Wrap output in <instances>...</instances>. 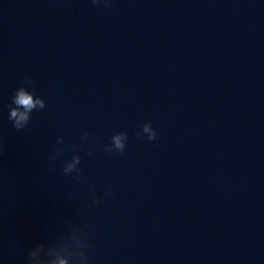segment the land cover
<instances>
[{
    "label": "clouds",
    "instance_id": "clouds-1",
    "mask_svg": "<svg viewBox=\"0 0 264 264\" xmlns=\"http://www.w3.org/2000/svg\"><path fill=\"white\" fill-rule=\"evenodd\" d=\"M93 5H103L106 8L112 7V0H90ZM24 81L27 86H21L14 90L11 102L7 105L9 110L8 119L12 128L21 132L25 130L31 121L32 113L45 109L46 101L35 94L34 82L30 75L25 74ZM137 138L143 139L145 136L148 141L158 140V132L152 126L151 122L145 121L139 131L135 133ZM91 133L84 132L80 137V143L66 144L63 136L56 138L57 147L49 155L50 163L55 162L63 156L66 149H71L73 155L71 159L64 161L61 169L65 176H73L74 184L83 183L84 175L81 165V156L79 153L84 150L85 145L90 139ZM128 133L117 131L111 137L109 143L103 146V151L108 154L123 155L126 151ZM4 149L0 147V155H3ZM86 155H94L91 149H88ZM114 188L108 185L102 196L97 195L96 188L89 186L91 203L99 205L103 199L113 196ZM69 201L73 198L69 197ZM63 230H61L55 239L49 242H39L31 247L24 257V264H92L90 253L95 250V245L91 234L96 230L94 222L89 220L86 214H81L79 220L65 218L63 221Z\"/></svg>",
    "mask_w": 264,
    "mask_h": 264
}]
</instances>
